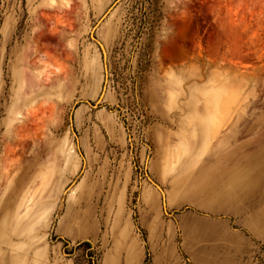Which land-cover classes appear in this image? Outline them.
<instances>
[{
	"label": "rangeland",
	"instance_id": "1",
	"mask_svg": "<svg viewBox=\"0 0 264 264\" xmlns=\"http://www.w3.org/2000/svg\"><path fill=\"white\" fill-rule=\"evenodd\" d=\"M263 146L264 0H0V264H264Z\"/></svg>",
	"mask_w": 264,
	"mask_h": 264
},
{
	"label": "crops",
	"instance_id": "2",
	"mask_svg": "<svg viewBox=\"0 0 264 264\" xmlns=\"http://www.w3.org/2000/svg\"><path fill=\"white\" fill-rule=\"evenodd\" d=\"M189 121H190L191 125H193V122H194L193 118L189 119ZM177 148H181V150H182V145H177L174 150H176ZM174 150H172V152H174ZM182 154H183V151H182ZM169 155H171V154L169 153ZM181 157L176 162V165L175 166H172V167H170L169 160L166 159L165 162L161 164L162 171H167V170L174 169L178 165V163L181 161ZM250 159L253 162H258V160L264 159V146L261 147V148H258L255 151H253V153H251V155H250ZM44 180H46L45 177H44ZM71 190H74V189L72 188ZM8 246H10V245H8Z\"/></svg>",
	"mask_w": 264,
	"mask_h": 264
},
{
	"label": "bare ground",
	"instance_id": "3",
	"mask_svg": "<svg viewBox=\"0 0 264 264\" xmlns=\"http://www.w3.org/2000/svg\"><path fill=\"white\" fill-rule=\"evenodd\" d=\"M54 1V0H53ZM102 44V48L103 49H105L104 48V45H103V43L101 42V41H99V44ZM106 68V67H105ZM25 83H27L26 82V78H24V84ZM26 86V85H25ZM233 96H231L230 95V98H232ZM221 98H222V96H221ZM232 100V99H231ZM223 102H225V101H223ZM228 101H226V103H227ZM222 104V99H221V101H220V103H219V106ZM223 105V104H222ZM227 107V106H226ZM221 109H223V108H221ZM21 114V112L19 111V110H17V117L19 116ZM216 119H218V118H216L215 117V120ZM219 121H221L220 119H218ZM217 121V120H216ZM182 156V150H181V148H178V149H176V150H174V152H171V155H170V157H169V162H170V167H172V166H175L176 165V162L180 159V157ZM48 173V172H47Z\"/></svg>",
	"mask_w": 264,
	"mask_h": 264
},
{
	"label": "water",
	"instance_id": "4",
	"mask_svg": "<svg viewBox=\"0 0 264 264\" xmlns=\"http://www.w3.org/2000/svg\"><path fill=\"white\" fill-rule=\"evenodd\" d=\"M100 47H102V44L100 43Z\"/></svg>",
	"mask_w": 264,
	"mask_h": 264
}]
</instances>
